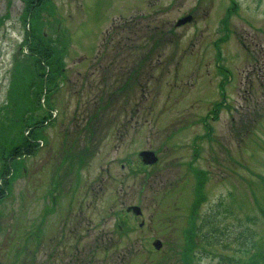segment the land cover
I'll use <instances>...</instances> for the list:
<instances>
[{
    "label": "rangeland",
    "instance_id": "374dc122",
    "mask_svg": "<svg viewBox=\"0 0 264 264\" xmlns=\"http://www.w3.org/2000/svg\"><path fill=\"white\" fill-rule=\"evenodd\" d=\"M30 4L0 0V174L42 124L0 201V264L262 262L264 0Z\"/></svg>",
    "mask_w": 264,
    "mask_h": 264
},
{
    "label": "trees",
    "instance_id": "16d2710c",
    "mask_svg": "<svg viewBox=\"0 0 264 264\" xmlns=\"http://www.w3.org/2000/svg\"><path fill=\"white\" fill-rule=\"evenodd\" d=\"M46 0H31L30 9L28 10L33 12L34 9L37 7H41V5ZM28 40L31 41L35 39V33L33 31L28 32ZM33 52L29 50V53L35 55L38 57V60L42 67L50 65L49 74L53 73L54 68V62H55V52L54 50H51L49 47L44 45L43 40L38 39L34 43ZM37 54V55H36ZM44 73L41 77L43 79V85H44ZM52 76V75H51ZM43 122V121H42ZM37 123V122H36ZM36 123H33L31 128H28L29 130L28 134L24 135L23 138L20 140L19 143H11L7 148L6 151L3 152V159H4V165H2V171L0 174V200L5 196V194L8 192L9 185L11 183V176L13 171V163L22 158L25 155L34 154L36 151V148L39 147L40 143L37 142L35 139V132L37 130L38 126H41L42 124L35 125ZM191 255V252H190ZM264 258V257H263ZM249 264H264V259L262 262H259L258 259L255 260L252 258Z\"/></svg>",
    "mask_w": 264,
    "mask_h": 264
},
{
    "label": "water",
    "instance_id": "95a60500",
    "mask_svg": "<svg viewBox=\"0 0 264 264\" xmlns=\"http://www.w3.org/2000/svg\"><path fill=\"white\" fill-rule=\"evenodd\" d=\"M191 19H192V16H187V17L181 19V20L179 21V24L185 23L186 21H189V20H191ZM144 154H146V155H150L151 152L146 151V152H144ZM156 160H157V158L155 157V158L153 159V161H156ZM136 209H137V211H140V208H139V207H136ZM156 244H157V245H161V242H160V241H159V242H156Z\"/></svg>",
    "mask_w": 264,
    "mask_h": 264
},
{
    "label": "flooded vegetation",
    "instance_id": "af4514ba",
    "mask_svg": "<svg viewBox=\"0 0 264 264\" xmlns=\"http://www.w3.org/2000/svg\"><path fill=\"white\" fill-rule=\"evenodd\" d=\"M146 160H148V161H149V159H146Z\"/></svg>",
    "mask_w": 264,
    "mask_h": 264
}]
</instances>
